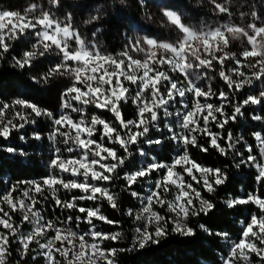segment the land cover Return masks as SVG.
Here are the masks:
<instances>
[{
	"label": "snow or ice",
	"instance_id": "1",
	"mask_svg": "<svg viewBox=\"0 0 264 264\" xmlns=\"http://www.w3.org/2000/svg\"><path fill=\"white\" fill-rule=\"evenodd\" d=\"M212 2L220 13L230 14L229 9L223 4L216 3V0ZM47 3L50 6L48 9L32 3L23 13L0 10V50H2L0 58L3 57V53L9 51L10 44L7 41H15L31 31L36 38L35 43L23 52L22 57H13L15 66L21 69L26 66L31 67L35 59L44 57L55 50L59 62L50 66L41 78L33 77L32 83L39 84L43 80L47 84L56 75L61 77L67 75L72 81L70 86L61 93L62 104L59 113L41 110L34 103L23 98H16L11 105L4 103L0 107V116L12 106L30 109L36 117L46 116L52 124L49 139L53 144L52 156L48 161L49 174L39 182H27L31 187L23 193V197L30 203L25 204L24 199L13 198L15 185L0 197V203L6 204L13 212L19 210L24 213L22 223L31 225V230L27 234L20 232L21 225H14L10 213L0 207V213H2L0 226L8 230L0 231V264H6V255L12 238H15V242L21 246V258L31 251L35 253L32 256L33 260L42 257L45 264H61L57 254L63 258L64 264H100L101 261L103 264H117L115 257L118 250L104 249L102 245L106 240L117 241L120 234L97 231L93 221L98 220L107 224L118 222L105 216L100 207L86 208L80 206L78 201L106 200L113 209L118 208L117 194L102 184H110L114 179L119 178L117 170L124 168L127 161L134 157L130 149L140 144L142 139L149 145L163 143L160 138L148 139L150 128L155 127L159 130L161 119L164 121V128L170 134V139L177 145V154L171 163L157 162L152 159V162L145 166L123 174L130 195L142 205L136 219L145 222L143 228H136L137 236L134 238L133 248L138 245L143 249L149 243H158L159 239L167 234L169 224L173 225V231L181 235L194 236V229L187 223L189 216H198L201 213L208 215L214 210L215 205L204 200L192 184L185 181L184 174L190 176L196 183H200L193 172L195 169L201 174L204 187L209 192L215 190L214 186L225 184L228 177L222 169L202 167L192 160L188 153V146L199 147L204 152H207L210 147L218 150L222 155H227L228 151L235 150L236 144L243 140V137L234 139L233 134L229 132L227 148L221 147L218 143V140L222 138L221 134L213 132L209 128V123L215 124L222 130L229 122H235L242 116L246 106L264 104V89H260L256 94L247 95L242 103L237 102L229 115L224 110L229 93L221 91L216 96L210 85L205 90L199 86V83L201 80L208 79V70L215 71L214 62L220 65L218 76L225 82L230 92H240L245 87H253L256 82H264V21H261L257 12L252 11L250 13L252 22L246 26L225 25L207 31L194 30L182 23L181 16L176 11L164 9L162 14L183 34L180 39L175 43H158L153 38H146L143 41L137 39L134 42L128 40L122 51L112 54L103 52L98 42L92 39L97 36L96 31L91 33L88 41L83 38L80 30L72 23L71 12L66 13L63 20L56 17L52 9H59L62 6V0H47ZM37 12H39L38 15H36ZM102 14V9L98 6L96 14L84 23L93 24L101 18ZM241 16H244L243 12ZM258 21L261 26H257ZM231 40H246L249 47L240 53V58H237L235 53L226 51ZM70 42H74L77 47L72 48ZM130 52L143 53L144 58L136 59L130 55ZM158 52L159 55H157ZM228 60L234 61L236 67L229 68L226 74L224 66L225 61ZM165 65L171 73H179L183 80L173 79L169 71L163 70ZM233 76L237 79H233ZM125 82L135 86L134 95L132 89L125 86ZM188 94H191L193 98L191 108L184 100ZM214 96L221 101L219 106L212 103L201 104L200 98L207 101ZM129 98L137 108V118L125 120L121 112V102L127 103ZM176 104L179 105L176 111H170V107ZM89 105L112 113L120 130L96 115H92L88 120L86 109ZM31 113L16 112V116L23 121L18 125L11 119L0 124V137L8 139L13 129H22L26 124L35 123L34 120L29 119ZM72 113H78L79 119H73ZM173 116L175 128L168 122ZM251 119L264 122V115L254 112ZM201 120L203 127L200 126ZM97 132H99V140L93 139ZM196 132L210 137L209 147L197 143V138L193 135ZM35 136L37 139L40 138L38 133ZM253 136L259 145L260 159L258 160L257 156L252 154V145H246L247 157H244V153H237L241 159L235 166L237 168L242 165L254 167L257 171L256 183L260 184L264 183V134L255 132ZM58 137L62 140H58ZM105 139L109 144L119 145L126 155L120 156L117 148L107 147L104 144ZM57 143H62L63 151L70 155H63L61 147L56 146ZM7 151L13 153L16 150L9 147ZM73 153H79V155H71ZM135 155L147 157L142 147L137 149ZM177 167L183 168V173L176 171ZM160 169L165 171L159 179L146 181L149 184L146 195L132 190L139 180L150 177L152 173ZM65 174L72 179L66 180ZM209 175L212 177L211 181ZM57 186L69 191L79 190L82 195L72 196L70 200L62 201L56 196L59 191ZM170 187L177 189L175 198L165 200L161 196V189L167 193ZM45 189L53 194L56 207L76 209L84 214L75 217L77 230L71 227L73 223L71 215L64 220L57 217L56 222H53L45 220L41 211L35 208L40 201L32 193L40 195ZM193 193L200 201L199 208L193 203ZM226 203L229 208L241 204H254L262 214L259 216L253 214L250 217L238 241H230L226 232L212 233L204 224H200L199 228L209 235H215L229 242V250L222 257V264H238L239 261H243V264H254L252 254L259 258V264H264V197L259 193H248L246 198L237 197ZM154 204L161 208L167 205L168 211L175 214L174 218L165 217L153 211ZM127 214L133 215V209L129 208ZM57 223L62 227H58ZM81 223L89 225L88 231L78 230ZM152 226L154 231L149 230ZM48 232H54L55 235L42 243L41 240ZM33 242L38 249H30ZM57 242L59 247L55 246ZM119 251L123 252L126 249H119Z\"/></svg>",
	"mask_w": 264,
	"mask_h": 264
},
{
	"label": "trees",
	"instance_id": "2",
	"mask_svg": "<svg viewBox=\"0 0 264 264\" xmlns=\"http://www.w3.org/2000/svg\"><path fill=\"white\" fill-rule=\"evenodd\" d=\"M32 3H37L43 6L44 9L50 7L47 0H0V10H12L23 13ZM216 3L227 7L230 14L220 13L215 9L212 0H62V6L59 9H53L59 18H64L66 13L71 12L73 25L80 30L86 41L89 40L91 33L96 31L98 34L92 39L98 42L103 52L112 54L122 51L126 42L132 40V29L134 26H137L147 36L159 40L175 39L178 34L176 27L170 26V30H166L160 25L164 23L167 26L165 17L162 14L164 9H171L180 14L182 23L186 26L204 31L227 24L246 26L252 22L250 15L252 11L257 12L260 18L263 19L264 0H216ZM98 6L103 12L101 18L93 24H85L84 21L96 14ZM241 12L244 13L243 17L241 16ZM35 40L36 38L32 32L29 31L26 36H22L15 41H7L10 44L9 51L3 53V57L0 58V107L4 103L11 105L12 101L16 98H23L34 103L41 110L59 113L62 104L61 93L67 86H70L71 79L67 75L63 77L56 75L47 84L43 80L39 84L32 83L33 77L41 78L50 66H54L59 62L55 50L44 57L35 59L31 67L26 66L21 69L15 66L13 57H22L23 52L30 49ZM227 67L228 64L224 66L226 72L228 71ZM169 75L175 80H183V77L176 73L169 72ZM259 83L256 82L251 88L245 87L240 92H230L225 82L216 73L209 85L216 96L221 91L229 93L224 110L231 115L233 106L237 102L242 103L243 99L250 92L256 91ZM125 86L130 87L134 95L135 86L129 85L127 82H125ZM161 90L164 91V89ZM216 96L207 101L204 98H200V102L201 104L212 103L215 106H219L221 101ZM184 100L188 103L189 108H191L193 104L192 95H186ZM178 107L179 105L176 104L171 106L169 110L175 112ZM16 112L29 114L31 110L21 109L20 106L9 107L0 116V124L6 123L10 119L17 125L23 123L16 116ZM121 112L125 120L137 118V108L132 103L131 98H129L127 103L121 102ZM254 112L258 115H264V104L260 106H246L243 109V115L238 117L235 122H229L222 130L217 128L215 124L209 123V128L213 132L221 134L222 138L218 140L221 147L227 148L226 141L229 132L233 134L234 139L243 137V140H240L236 144L235 150L228 151L227 155H222L218 150L210 148V137L207 135L201 132L193 134L197 138V143L209 147V150L204 152L199 147L189 145L188 153L191 159L202 167L222 169L227 173L228 177L225 184L214 186L215 190L209 192L204 187L201 174H195L200 183H196L190 176L184 174L185 181L192 184L193 188L200 193L204 200L215 205L214 210L208 215L201 213L198 216H189L187 223L194 229V236L181 235L173 231V225L169 224L167 234L162 236L158 243H149L143 249L139 248L138 245L133 248L134 238L137 236L136 228L138 227L135 212L139 208L140 203L130 195L129 190L126 188L127 182L123 179V174L145 166L147 163L152 162V159H155L157 162L171 163L173 157L177 154V145L172 142L170 134L164 128L163 119L159 122V130L155 127L150 128L148 136V139L153 140L160 138L163 140V143L149 145L144 143L142 139L140 144L134 145L130 149L134 153V157L127 161L124 168L117 170L119 178L114 179L110 184H102V186L108 187L111 192L117 194L118 208L113 209L106 200L78 201L80 206L86 208L100 207L105 216L110 220L118 222L116 224H107L98 220L93 221L97 231L120 234V238L117 241L106 240L102 245L104 249L116 248L118 250L115 257L117 264H222V257L229 250V242L223 238L205 233L199 228V225H206L212 233L226 232L230 241H238L250 217L253 214L258 216L262 214L254 204H241L229 208L226 203V201L237 197L246 198L248 193H259L264 197V183L257 184L255 180L257 175L256 169L246 165H242L239 168L235 166L241 159L237 153H244V157H247L246 145H252V154L257 156L258 160L260 159L259 147L253 133L261 132L264 134V122L253 121L251 115ZM71 115L73 119H79L78 113H72ZM92 115L101 117L120 130L119 124L112 113L89 105L86 109V118L90 120ZM217 115L219 116V114ZM29 119L34 120L35 123L26 124L22 129H13L8 139L0 137V197L15 185L16 190L12 193L13 198L24 199L25 204L30 203L27 198L23 197V193L31 187L27 182H39L49 174L48 161L53 151V144L49 139V133L52 130L51 121L43 115L36 117L34 113H31ZM174 121V116L169 118L168 121L172 123L173 128L176 127ZM200 126L203 127L202 120ZM97 127L100 128V126ZM37 133L40 136L39 139L35 136ZM94 137L96 140H99V132ZM57 139L62 140L59 137ZM104 143L109 147L117 148L118 155H126L119 148V145L109 144L107 139H105ZM56 146L61 147L63 155H70L66 151H63L64 146L62 143H57ZM9 147L14 148L16 151L9 153L7 151ZM139 147L145 150L147 157L135 155ZM71 155H79V153ZM108 162L111 163L112 161ZM176 170L183 173V168L181 167H177ZM161 175H163L162 169L152 173L150 177L139 180L132 190L138 191L143 195L145 182L149 179L154 181ZM64 178L66 180L72 179L68 174H65ZM211 179L212 177L209 175V180L211 181ZM89 182L92 183V181ZM57 187L59 188V186ZM174 190V187H170V190L165 193L161 189V195L165 200H169ZM32 195L40 201L35 208L41 211L45 220L56 222L57 217L64 220L67 216L71 215L73 217L71 227L73 230H77L75 217L84 214L79 213L76 209L56 207L53 194L47 189H45L43 194L37 195L32 193ZM80 195L82 193L75 189L69 191L59 188V191L56 193V196L62 201H68L72 196ZM192 196L193 203L199 208L200 201L195 198V193ZM0 207H3L5 211L10 213L14 225H21L20 232L27 234L31 230V225L26 222L22 223L24 214L22 211L17 210L13 212L3 203H0ZM17 208L19 209V205H17ZM129 208L133 209V215L131 216L127 214ZM156 209L158 214L172 217L167 205ZM57 226L61 227L62 225L57 223ZM88 229V224L81 223L78 230L86 232ZM0 231L7 232L8 230L0 226ZM53 234L54 232H48L41 242H46ZM89 242H91L90 238ZM20 248L21 246L15 242V238H12L9 244V251L6 255V264H45L42 257L33 260L32 256L35 253L31 251L27 256L21 258ZM30 249H38L35 242L30 245ZM119 249H126V251L120 252ZM57 259L61 261V264H64L63 258L58 254ZM252 260L254 264H259V258L255 255H252Z\"/></svg>",
	"mask_w": 264,
	"mask_h": 264
},
{
	"label": "rangeland",
	"instance_id": "3",
	"mask_svg": "<svg viewBox=\"0 0 264 264\" xmlns=\"http://www.w3.org/2000/svg\"><path fill=\"white\" fill-rule=\"evenodd\" d=\"M70 1V0H69ZM121 3H123V1H121ZM52 11L54 12V13H56L55 11H54V9H52ZM39 14V12H37L36 13V15H38ZM56 15V14H55ZM56 17H57V15H56ZM165 17V16H164ZM59 18V17H58ZM59 19H61V20H63L64 18H59ZM165 20H166V23H167V26H165V24L164 23H161L160 25H162L166 30H170L169 29V27L170 26H174V27H176L175 25H172L171 23H170V21H168V19L165 17ZM261 21H264V14H263V19H261ZM227 25H232V24H227ZM222 26H225V25H222ZM222 26H220V27H222ZM257 26H261V23H260V21H258L257 22ZM177 28V27H176ZM177 30H178V34H177V37L175 38V39H172V40H159V39H156V38H154V37H151V36H147L142 30H139L138 29V27L137 26H134L133 27V29H132V41L134 42L135 40H141V41H143V40H145L146 38H153V39H155L158 43H164V42H167V43H175L178 39H180L181 37H182V33L179 31V29L177 28ZM195 30V29H194ZM71 43V47L72 48H76L77 47V45L74 43V42H70ZM146 47V46H145ZM247 47H249L248 45H247V42H246V40H231V42H230V44H229V47L226 49V51H228L229 53H235L236 54V56H237V58H240V53L245 49V48H247ZM160 51H162V50H160ZM130 55H132L134 58H136V59H143L144 58V54L143 53H134V52H130ZM157 55H159V52L157 53ZM218 55H219V53H218ZM70 64L72 63L71 61L69 62ZM228 64V69L229 68H234V67H232V66H236L235 65V63H234V61H231V60H228V61H225V65H227ZM164 71H169L168 70V67H167V65H165L164 67ZM214 68H215V71L214 72H211L210 70H208V79H205V80H201L200 81V83H199V86L200 87H202V88H204L205 90H207V87L209 86V84H210V82L212 81V77L216 74V73H218L219 72V70H220V65L218 64V63H216V62H214ZM244 71H247V69H243ZM170 72V71H169ZM226 72V71H225ZM228 72V71H227ZM227 72H226V74H227ZM215 73V74H214ZM176 74H178V75H180L179 73H176ZM181 76V75H180ZM233 79H237L235 76H233ZM72 82V81H71ZM260 89H264V82H260L258 85H257V87H256V91H252V92H250L249 94H256ZM248 94V95H249ZM61 111V110H60ZM101 127V126H100ZM93 139H95V137H93ZM96 140V139H95ZM105 144V143H104ZM258 145V144H257ZM107 146V145H106ZM107 147H109V146H107ZM258 147H259V145H258ZM163 170V173H164V169H162ZM177 171V170H176ZM193 172H194V174H200L199 172H196L195 171V169L193 170ZM162 176V175H161ZM160 176V177H161ZM160 177H158L157 179H159ZM148 187H149V184L148 183H146L145 182V185L143 186V189H144V194L143 195H146L147 194V189H148ZM175 188V187H174ZM176 192H177V189L175 188V190H174V192L171 194V197L169 198V200H173L174 198H175V194H176ZM162 196V195H161ZM163 197V196H162ZM164 198V197H163ZM141 207H142V205L140 204L139 205V208L136 210V212H135V214L137 215V214H139L140 213V209H141ZM158 207H160L159 205H156V204H154L153 205V211H156L157 212V209L156 208H158ZM158 213V212H157ZM171 213V212H170ZM172 214V217L174 218V216H175V214L174 213H171ZM135 215V216H136ZM144 221L143 220H138V227H140V228H143V226H144ZM58 227H60V226H58ZM62 227V226H61ZM137 227V228H138ZM150 231H154L155 229H154V226H152L150 229H149ZM55 235V233L53 234V236ZM56 247H59L60 245H59V243L57 242V244L55 245ZM252 255H255V254H252ZM101 262H103V261H101ZM101 262H100V264H101ZM240 262V264H243V261H239Z\"/></svg>",
	"mask_w": 264,
	"mask_h": 264
}]
</instances>
